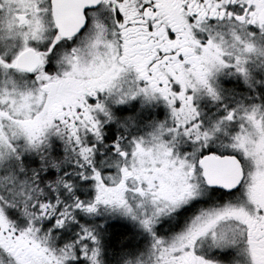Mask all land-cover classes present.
I'll return each instance as SVG.
<instances>
[{
	"label": "snow or ice",
	"instance_id": "6c2138e0",
	"mask_svg": "<svg viewBox=\"0 0 264 264\" xmlns=\"http://www.w3.org/2000/svg\"><path fill=\"white\" fill-rule=\"evenodd\" d=\"M262 190L264 0H0V264H264Z\"/></svg>",
	"mask_w": 264,
	"mask_h": 264
},
{
	"label": "flooded vegetation",
	"instance_id": "af4514ba",
	"mask_svg": "<svg viewBox=\"0 0 264 264\" xmlns=\"http://www.w3.org/2000/svg\"><path fill=\"white\" fill-rule=\"evenodd\" d=\"M162 2L167 4V0H162ZM164 10L166 14L169 17H171L172 15L171 10L167 7ZM78 86H79L78 82H74L70 84L67 89L68 93L71 94L72 92H74ZM225 86L230 87L231 85L226 83ZM139 109H140V104L137 101L135 102V107L131 109V111L135 112V111H138ZM125 114H127V111L125 112ZM164 118H165V109L163 105H159V106L153 105L151 107H146L143 110L139 111V116H138L139 123L129 130V135H138V134L141 135L143 134V131H144L142 125L145 122L150 121L152 119L163 120ZM105 133L106 135L115 136L117 134V129L115 128V126L110 127L106 125ZM260 194L264 195V190H262ZM229 198L230 197H228L226 194L223 193V190H216V191H209L204 197L201 198V201H202V206H209L210 204H218V203H221L222 201L224 202L228 200ZM199 206H201V204L194 203L192 208H197ZM192 208H190L187 212H184L182 210L181 216L178 217L176 220L168 219L167 221H162V230L164 231H167L169 229L178 230L177 221L179 222V225L182 226L186 222V220L193 214ZM99 220L100 218H97V221ZM112 223H116V222H111V224ZM137 243L139 246L144 245L146 243V238L143 236L139 237ZM203 250L206 252L208 251L207 244L203 246ZM209 254L216 255L217 250H212ZM219 255L223 257L225 253L221 252L219 253Z\"/></svg>",
	"mask_w": 264,
	"mask_h": 264
},
{
	"label": "trees",
	"instance_id": "16d2710c",
	"mask_svg": "<svg viewBox=\"0 0 264 264\" xmlns=\"http://www.w3.org/2000/svg\"><path fill=\"white\" fill-rule=\"evenodd\" d=\"M115 225H116V223H112V224H111V226H112L113 228H115ZM120 231H124L125 234H126L127 231H128V228H125V227L121 226V228L116 229V231L113 233V236L118 235ZM109 247H112V242L109 243Z\"/></svg>",
	"mask_w": 264,
	"mask_h": 264
},
{
	"label": "rangeland",
	"instance_id": "374dc122",
	"mask_svg": "<svg viewBox=\"0 0 264 264\" xmlns=\"http://www.w3.org/2000/svg\"><path fill=\"white\" fill-rule=\"evenodd\" d=\"M138 135H139V134H138ZM141 135H142V134H141ZM57 152H58L60 155H63L62 147L58 148V149H57ZM33 166H35V165H33ZM222 202H223V201H222ZM222 202H221V203H222ZM143 246H144V245H141L140 247L142 248ZM105 258H106V260L110 258L107 252L105 253Z\"/></svg>",
	"mask_w": 264,
	"mask_h": 264
}]
</instances>
